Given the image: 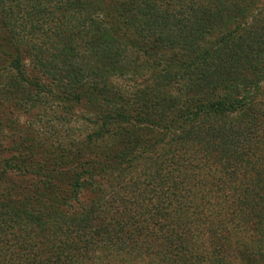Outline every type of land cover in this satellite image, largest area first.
Instances as JSON below:
<instances>
[{"label": "trees", "instance_id": "obj_1", "mask_svg": "<svg viewBox=\"0 0 264 264\" xmlns=\"http://www.w3.org/2000/svg\"><path fill=\"white\" fill-rule=\"evenodd\" d=\"M176 1L121 0L95 19L83 0H0V177L53 161L43 186L0 193V264L114 251L264 264V0ZM28 57L57 100L90 114L85 139L36 152L6 125L2 109L54 95ZM85 191L97 199L80 213L54 209Z\"/></svg>", "mask_w": 264, "mask_h": 264}, {"label": "rangeland", "instance_id": "obj_2", "mask_svg": "<svg viewBox=\"0 0 264 264\" xmlns=\"http://www.w3.org/2000/svg\"><path fill=\"white\" fill-rule=\"evenodd\" d=\"M121 0H83V2L87 3L89 6L88 13L90 16H93L95 19L105 18L104 12L106 10L112 9L114 4L120 3ZM97 4H92V3ZM174 2V1H173ZM171 2V6L176 5ZM91 4V7H90ZM174 4V5H173ZM90 11V12H89ZM128 55H131V52H128ZM130 57V56H128ZM91 58V57H90ZM90 61H94L90 59ZM25 62V70L26 73L33 79L37 78L39 81L48 89L52 90L54 95H50L46 100L44 99L40 101L41 105L37 106L36 109L32 110L25 114L23 111H15L14 115L9 114V107L7 106L5 109H2V119L6 123V125H10V122H14L16 126L25 131L24 134L27 135L26 145L37 147L36 152H53L54 149H58L60 146H67L68 148L71 141H82L90 134L93 130V126L89 125L86 122L85 117L90 118V114L83 111L80 106L67 105L61 100H57L55 95L58 94V90H61V85L59 86L54 83L52 78L45 76L41 71L36 69L32 62H30L29 57L26 58ZM146 78H144V81ZM142 83V82H141ZM121 88H130L131 90L135 88L137 85L133 82H129L126 80H117L116 83ZM139 85V84H138ZM46 103V104H45ZM18 134L17 136L21 135ZM5 142V141H4ZM4 146L10 147L13 146L10 142H5ZM63 147V148H64ZM24 147L18 146V149L15 153L22 152ZM65 148V149H66ZM58 154L61 157L62 152ZM56 155V153H54ZM8 156V152L6 153V157ZM51 156V155H50ZM47 156V157H50ZM54 156V155H53ZM65 167L66 161L63 159L58 160ZM52 162L48 163L42 172L31 173L29 175H22L20 172L16 170L10 171V169L6 172V174H1L0 177V193L2 190L7 189L10 190L12 187L15 188L16 196L20 197L23 193H25V189L28 191L32 188L35 183H38L40 186H43V183L47 181L46 177L48 175V171L52 170ZM44 163L42 165L44 166ZM63 171V170H61ZM60 175L58 174L57 183L55 186H62L61 181L59 182ZM103 183L102 181H99ZM111 183V181H110ZM105 185H109L105 183ZM21 186V188H20ZM66 188V187H64ZM6 191V190H4ZM12 193V192H11ZM67 193V192H66ZM65 195V199H66ZM97 199V195L93 194V192L85 191L81 197L80 202L77 200H73L71 206L61 205L58 208L60 211L69 213L70 215H75L81 212V208L84 206V203H90L93 200ZM56 210V211H58ZM90 257V258H89ZM94 257V258H92ZM76 264H165L162 263L161 260L156 258H147V256H131V254H122L118 255L115 251L112 253L104 252L95 255H89L88 258H81L79 261H75Z\"/></svg>", "mask_w": 264, "mask_h": 264}]
</instances>
